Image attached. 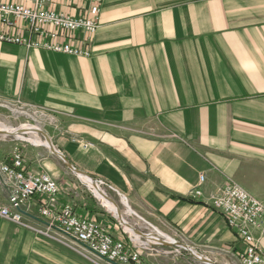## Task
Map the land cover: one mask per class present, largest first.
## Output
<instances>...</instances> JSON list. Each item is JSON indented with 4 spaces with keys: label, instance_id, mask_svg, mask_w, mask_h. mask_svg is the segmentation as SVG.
Returning <instances> with one entry per match:
<instances>
[{
    "label": "crops",
    "instance_id": "1",
    "mask_svg": "<svg viewBox=\"0 0 264 264\" xmlns=\"http://www.w3.org/2000/svg\"><path fill=\"white\" fill-rule=\"evenodd\" d=\"M52 8L78 14L60 0ZM99 26L90 58L0 42V102L43 110L54 146L77 169L164 233L229 264L244 245L210 199L229 180L264 203V0H103ZM74 36L80 45L84 34ZM16 149L27 173L57 179L79 217L129 239L46 148L0 137V163ZM200 174L203 195L193 198ZM46 223L0 217V264L101 262L46 233ZM254 236L264 253V235ZM180 251L152 247L143 261L194 264Z\"/></svg>",
    "mask_w": 264,
    "mask_h": 264
},
{
    "label": "built area",
    "instance_id": "2",
    "mask_svg": "<svg viewBox=\"0 0 264 264\" xmlns=\"http://www.w3.org/2000/svg\"><path fill=\"white\" fill-rule=\"evenodd\" d=\"M26 1L30 5L0 0V42L81 58L92 56L90 36L100 27L103 0H60L77 10V15L53 9L55 0ZM76 33L84 34L80 45L75 44ZM82 147L87 150L94 144L83 143ZM206 181L207 174H200L191 192L193 198L202 197ZM0 182L8 196V204L0 206L1 218L21 224L25 217L38 215L47 221L46 233L78 245L98 259L110 264H145V252L152 247L131 235L127 241L120 240L96 220L79 217L52 174L26 172L19 149L13 152L10 164L0 163ZM210 205L225 217L244 245L234 254L238 263L264 264L263 250L254 236L255 231L264 235V203L228 180L210 199Z\"/></svg>",
    "mask_w": 264,
    "mask_h": 264
},
{
    "label": "water",
    "instance_id": "3",
    "mask_svg": "<svg viewBox=\"0 0 264 264\" xmlns=\"http://www.w3.org/2000/svg\"><path fill=\"white\" fill-rule=\"evenodd\" d=\"M37 130H34L38 135H41L44 140L48 143L49 150L70 172H72L75 176H77L83 183L86 184L88 189L93 193L96 199L100 201V198H98L95 193L92 191V189L88 186V182L90 181L92 184V187L97 190L99 195L102 197L103 200H106L110 204H112L116 208V213L114 214L115 218L119 221L120 225L122 226L123 232L127 235L138 237L141 240H144V242L150 246V247H168V248H174L178 251L184 250L188 252L194 259L198 260L202 264H217L215 261H213L211 258L204 256L203 254L199 253L195 249H193L191 246L184 244L180 241H178L176 238H173L172 236H169L168 234L161 231L157 226L152 224L150 221L139 215L137 212H135L127 199L126 196L123 194L121 195L122 201L125 202V207L127 208V211L130 213V215L135 216L140 222L147 225V227L150 229L149 232H144L141 229L135 228L133 225H131L127 219L125 218V213L123 214V211L121 210L119 204L117 201H115L113 198H111L106 191L103 189L104 182L97 180L90 176L89 174L77 169L70 161L69 159L61 152L59 151L53 144L51 138L38 126H36ZM21 135L25 136L28 135V133H21ZM0 136H15L14 134H10L9 132H0ZM21 140H24L21 139ZM45 148V147H44ZM87 180V181H86ZM102 204V203H101ZM103 205V204H102ZM104 206V205H103ZM128 215V213L126 212ZM128 229V230H127Z\"/></svg>",
    "mask_w": 264,
    "mask_h": 264
},
{
    "label": "rangeland",
    "instance_id": "4",
    "mask_svg": "<svg viewBox=\"0 0 264 264\" xmlns=\"http://www.w3.org/2000/svg\"><path fill=\"white\" fill-rule=\"evenodd\" d=\"M43 113L45 114V112L43 110H38V109L36 110L34 108H31V107L19 105L17 102H6V101L0 102V124L1 125L7 126V127H12V128H18L20 126H25V125L31 124V125H35V126L40 127L48 135L47 130L50 129V128H48L49 125H48L47 121L48 120L53 121V120L51 118H47V116L42 115ZM0 137L7 138L8 140H18L19 142L29 143V144H32V145L37 146V147H39V146L43 147V146L38 145L37 143L34 142L35 141V139H34L35 135H32V134L25 135L26 138L33 139L31 141H27L25 139L21 140V139L16 138L15 136H0ZM37 137L43 139V137L41 135H39ZM107 194L111 198H113L115 201H117V203L119 204L121 210L123 211V214L125 213V218L127 219V221L131 225H133L135 228H138V229H139V227L144 228L145 229V230H143L144 232H149L150 231V229L147 227V225H145L142 222H140L135 216H132L129 213H128V215L126 214L127 208L125 207L124 202L122 201V199H119V197H117L115 194L113 195L112 192L111 193H107ZM103 208L108 210L105 206ZM110 214L112 216H114V213L110 212ZM9 221H11V220H9ZM121 228H122V226H121ZM74 246H76L77 248H80L78 245H74ZM80 249H82V248H80ZM77 251H79V250H77ZM83 251L84 250L82 249L81 250V253H82L81 256L85 257V259H90V260L98 259L95 256H92V255L89 256L88 254L86 255V253L83 252ZM180 252H183V254L187 253L186 251H183V250H181ZM191 258L193 259L194 264H202L198 260L194 259L193 257H191ZM98 260H101V259H98ZM214 261L217 264H225L226 263L225 261H222L220 259L219 260H214ZM227 263H229V264H239L237 258L233 254H231L230 260ZM93 264H110V263H108V262H106L104 260H101V262H94L93 261Z\"/></svg>",
    "mask_w": 264,
    "mask_h": 264
},
{
    "label": "bare ground",
    "instance_id": "5",
    "mask_svg": "<svg viewBox=\"0 0 264 264\" xmlns=\"http://www.w3.org/2000/svg\"><path fill=\"white\" fill-rule=\"evenodd\" d=\"M37 127L35 125H25V126H20L18 128H12V127H7V126H4V125H1L0 124V132H9L10 134H14L16 138L18 139H25L27 141H31L33 139H29V138H26L25 136L21 135V133L25 132V133H28V134H32V135H35L34 139H35V143H37L38 145H41L45 148H48V143L46 142V140L44 139H41L37 136H39L36 132H34V130H37L36 129ZM37 135V136H36ZM87 181V180H86ZM88 182V186L92 189V191L95 193V195L100 198V201L102 202V204L112 213H116V208L110 204L109 202H107L106 200H103L102 197L99 195V193L97 192V190L95 188L92 187V184L90 181H87ZM124 202V200H123ZM125 204V202H124ZM130 212V211H129ZM127 211V213H129ZM130 214V213H129ZM128 230V229H127ZM137 240L139 239L138 237H136ZM139 241V240H138Z\"/></svg>",
    "mask_w": 264,
    "mask_h": 264
}]
</instances>
